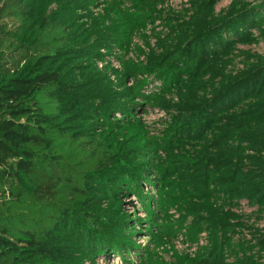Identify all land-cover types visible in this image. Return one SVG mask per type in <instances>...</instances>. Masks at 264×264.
Masks as SVG:
<instances>
[{
	"label": "trees",
	"instance_id": "obj_1",
	"mask_svg": "<svg viewBox=\"0 0 264 264\" xmlns=\"http://www.w3.org/2000/svg\"><path fill=\"white\" fill-rule=\"evenodd\" d=\"M96 1L0 0V264L126 261L141 221L131 197L148 204L157 245L182 228L192 242L209 233L194 259L141 264H264V231L243 240L250 226L231 210L264 206V52L238 47L264 39V0L220 11L221 0H191L146 61L122 70L99 69L101 49H127L160 0H108L94 15ZM144 74L160 88L143 92ZM153 107L171 114L158 135L135 117Z\"/></svg>",
	"mask_w": 264,
	"mask_h": 264
},
{
	"label": "built area",
	"instance_id": "obj_2",
	"mask_svg": "<svg viewBox=\"0 0 264 264\" xmlns=\"http://www.w3.org/2000/svg\"><path fill=\"white\" fill-rule=\"evenodd\" d=\"M133 1L135 0H125L123 6L125 8L131 9ZM107 2L108 0H97L96 3L91 7V11L93 12V14L94 15L104 14L105 8L107 6ZM228 6L229 5L223 6L221 7V9L226 8ZM191 7H192L191 0H160L157 5V10L160 12L157 19H155L152 22H148L145 27L136 31L133 35L132 42L127 49H122L119 47H112L111 49L104 47L101 49V54L103 55V57L97 60L98 68L104 70L106 69L107 66H110L115 70H122L123 59L132 60L135 63H140V62L144 63L146 61V56L150 50V48L148 47V43L151 46H154L158 39V37L156 36L157 34H160L162 37H164L169 32V29L166 26V18L168 17V15L170 16V15H178L181 13H185V15L189 17V15H191L192 13ZM143 35H146L145 38H143ZM256 35L258 36V33H256ZM252 45H258V48H256L255 50L251 47L245 48L246 46H252ZM261 46H263V49L259 50V47ZM238 47L242 49H251L252 51L262 53L264 52V39H259V42H255L251 44H239ZM238 67H242L241 63L238 64ZM111 78L112 80L116 81L115 74H112ZM138 79L140 80L142 79L148 84L147 88L143 91L146 94H151L153 92V90L151 89H153V87H155L156 85H159L158 88H160L161 80L156 79L155 76L152 74L140 75ZM133 84H135V79H130L128 81V85L132 86ZM172 97L174 98L175 101L178 100L177 96L171 95L170 98ZM135 117L136 119H139L142 122H144L146 125H148L151 134L155 135L158 134L159 131L165 129L166 121H169L171 119V114L160 108L153 107L146 112L136 113ZM156 119L158 121H155ZM159 124H161L162 125L161 128L164 129L158 128ZM231 210L237 213L240 217V220L238 219L236 220V222L242 221L243 223H245V225L250 226L249 228L245 227L242 229H238L241 232V236L243 240L255 244L258 240L257 235H255V232L257 231L261 233L264 231V206L261 207L259 204H253L250 200L243 198L238 200L236 204L231 207ZM172 211L173 212L171 213L174 214L175 210L173 209ZM192 220L193 217L189 216L187 218L186 224H190ZM185 232L186 229H184V235ZM179 238L180 239H177L174 242L175 249L178 250L180 253H184L188 255L190 258H196L198 254L202 251V248L209 244V233L207 231H202L198 237V240L195 241L194 243L188 239L187 241H185L182 235ZM179 247L181 248L183 247V250L180 251ZM167 248L171 249L170 247ZM254 251L256 253L257 251H259L258 255L261 258L260 261L264 263V254L261 253L260 248L256 247ZM170 253L172 254V251ZM242 255L243 252H240L239 256ZM225 256L227 262L231 263L235 261L236 257L230 255L229 252L226 253ZM191 264H197V263L193 262Z\"/></svg>",
	"mask_w": 264,
	"mask_h": 264
},
{
	"label": "rangeland",
	"instance_id": "obj_3",
	"mask_svg": "<svg viewBox=\"0 0 264 264\" xmlns=\"http://www.w3.org/2000/svg\"><path fill=\"white\" fill-rule=\"evenodd\" d=\"M231 1L232 0H222L217 6V10H220L221 7L223 6L229 5ZM250 47L255 50L256 48H258V45L246 46L245 48H250ZM262 49H263V46L259 47V50H262ZM157 119L155 121H158ZM155 121H152V122H155ZM161 126L162 125L159 124L158 128L164 129V128H161ZM150 192L155 194L154 190L152 189L147 190L146 193H150ZM125 203H126L125 204L126 212L129 213L133 219L141 220L137 223L134 222V224H137L135 225L136 228L139 229L138 231H140V232H137L136 235L132 238V240L135 241L134 245H135V248H137L136 249L137 251L131 252V250H129L128 251L129 255H126L128 254L127 252L123 253L122 256L124 255L123 258H125L126 261L116 260L110 263V260L106 259L107 256L104 255L101 259H98V262L96 264H141V262L143 261L142 259H145V258L149 259L151 256L154 257V259L151 258L153 261L159 260L161 262H167V263L174 262L176 260V256H179V255L187 256L188 258H190L188 255L184 253H180L174 247V242L177 239H180L179 237L181 235L183 236V239L187 241L188 237L184 235V230L181 231V234L175 233L173 234L172 237H164L163 241L159 245H157L154 242L155 240H154L153 234L151 235L149 234V229L153 228L154 233H156L160 230V228L153 227L152 224H150L148 220L149 215L147 212L148 211L147 209H149L148 204H144L142 200L136 197H131L127 199ZM152 209L155 210L156 208H152ZM173 209L175 210L174 214L171 213L173 212L172 211ZM169 213L172 215L173 219L171 220L173 221L175 219L179 220L181 217V211H178L177 208H170L168 211V214ZM184 223L186 225L187 220H185ZM158 224L162 226L164 224H169V222L166 221L165 218L164 220H162L160 216L158 220ZM176 228H178V226H176ZM167 247H170L171 249H168ZM179 249L181 251L183 250V247L182 248L179 247ZM171 251H172V254L170 253ZM190 259H194V258H190ZM88 264H90V262Z\"/></svg>",
	"mask_w": 264,
	"mask_h": 264
}]
</instances>
